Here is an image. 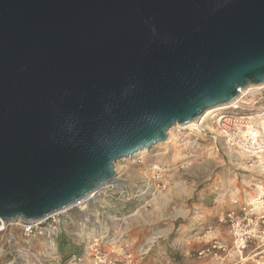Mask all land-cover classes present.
Returning a JSON list of instances; mask_svg holds the SVG:
<instances>
[{"label": "water", "instance_id": "water-1", "mask_svg": "<svg viewBox=\"0 0 264 264\" xmlns=\"http://www.w3.org/2000/svg\"><path fill=\"white\" fill-rule=\"evenodd\" d=\"M261 82L264 0H0V218L75 204Z\"/></svg>", "mask_w": 264, "mask_h": 264}, {"label": "rangeland", "instance_id": "rangeland-1", "mask_svg": "<svg viewBox=\"0 0 264 264\" xmlns=\"http://www.w3.org/2000/svg\"><path fill=\"white\" fill-rule=\"evenodd\" d=\"M256 97L249 96L252 100ZM191 131L188 128L177 134L183 135V140L197 137L194 142L161 143L116 162L115 179L86 208L75 205L65 213L67 231L59 234L58 254H70L73 242L88 236L104 235L106 241L115 235L121 237L119 243L126 245V253L139 264H205L209 256L200 251L213 236L228 243L225 227L218 229L220 211L237 194L243 196L245 191L255 195L258 184L264 185V174L251 166L256 160L238 147L222 148V137L214 142L210 132L195 136L188 133ZM157 164L167 169L159 171L154 168ZM150 172L155 177L161 172L165 186L154 190L155 177L151 178ZM118 176L126 183L122 184ZM160 231L161 235L150 243V236ZM13 235L23 255L16 262H12L14 254L3 255L0 264H22L26 259L28 264H51L46 234L25 237L15 229ZM62 238H66L64 248ZM15 247L7 244L6 251L12 252ZM88 261L82 263L90 264Z\"/></svg>", "mask_w": 264, "mask_h": 264}, {"label": "built area", "instance_id": "built-area-1", "mask_svg": "<svg viewBox=\"0 0 264 264\" xmlns=\"http://www.w3.org/2000/svg\"><path fill=\"white\" fill-rule=\"evenodd\" d=\"M253 94H257V97L253 100L249 99V96ZM253 94H245L247 104L230 103V106L219 110L220 113L218 112L219 114L213 120L214 126L218 129L217 131L212 132L208 128H203L200 130L191 129L192 131L188 133L196 131L198 134L202 132L207 134L210 132V137L213 138L214 142L217 141L218 137H222L225 142L221 146L222 148L238 147L252 159H255L256 164L260 163L262 165L261 174L263 175L264 116L253 119L251 126H242V129L233 127L235 119H244V116L249 114H264V87ZM222 114L223 118L219 123L218 119ZM175 129V132L179 133V128ZM184 129L187 128L181 129L180 132H183ZM220 129L224 131V134H218ZM194 134L197 136L196 133ZM197 139V137H190L193 142ZM249 149L252 151H249ZM154 172L156 173V171ZM152 175L154 178L155 174L152 173ZM154 179V190H159L165 186V182H163L165 178L161 172H157V177ZM109 182L100 186L99 191ZM75 205L81 204L76 202L62 210L31 221L23 220L21 217L9 220L0 219V245L2 248L0 258L10 253L11 255L14 254L12 262H16V258L22 257L23 252L13 235L15 229H20L25 237L46 234L47 244L49 250H51L48 251L51 264H83L84 260H90L88 261L90 264H139L131 253H126V245L119 243L121 237L115 235H112L110 240L106 241L104 235L93 238L88 236L80 242H73L75 246L71 247L70 254L69 252L66 255H62L60 252L58 254V240H61L59 234L67 231L65 213ZM218 223L227 226L230 242L227 243L219 240L217 236H213L207 246L200 251V254L209 256L205 264H264V190L259 189L255 195L245 191L243 196L241 194L235 195L218 215ZM5 234L9 235L5 236ZM64 239L66 240V238ZM64 239L61 243L62 248L66 245ZM7 244H13L16 247L13 248L12 252H7ZM22 264H28L27 259Z\"/></svg>", "mask_w": 264, "mask_h": 264}, {"label": "bare ground", "instance_id": "bare-ground-1", "mask_svg": "<svg viewBox=\"0 0 264 264\" xmlns=\"http://www.w3.org/2000/svg\"><path fill=\"white\" fill-rule=\"evenodd\" d=\"M263 87H264V82H261V83H258V84H249L245 88H241V90H240L241 92L238 94V96L234 100H232L230 102H227V103H223V104L214 106V107H211V108H208L199 117L194 118L192 120H189V121H187L185 123H178V122L175 123L174 125H172L167 130V133H168L167 139L164 142H160V143H157V144L153 145L152 147L154 148L156 146H159V144H161V143H170L173 140L176 141V143H178V144L187 143V141L190 140V138H186V140H183L182 139L183 135L177 134V132H175L176 131L175 128H179V132L182 131L181 129H183V128H187V129L190 128L192 130H200V129H203V128H208L212 132L217 131L218 129L214 126V124L210 123V120L220 113L219 110L224 109L227 106H230L231 105L230 103L237 102V103H241V104H247L248 101L245 100V94H253V93L261 90V88H263ZM252 97H253V95H252ZM249 99H252V98H249ZM260 116H264V114H257V115L249 114L248 116H244V119H235V121L233 122V127L242 129V126H251L253 124V119L258 118ZM222 118H223V114L220 115V119H218L219 123H220V120ZM193 132L198 134V132H195V131H193ZM218 134L222 135V134H224V131H221V129H220L218 131ZM230 144H233V143H230ZM187 147H189V145H187ZM151 148H144V149L138 150V151L130 154L129 156L123 157V158H121L119 160L135 156V155H137V154H139L141 152H144V151H149ZM249 151H252V150L249 149ZM164 153L166 154L167 151H165ZM183 159L184 158H181L179 161H181ZM119 160L117 162H119ZM251 166H254L259 171L261 169H263V167H262V165L260 163H258V164L253 163ZM154 168L159 170V171H164V170L167 169V167H162V166H160L158 164L156 166H154ZM116 170H118V167H117ZM151 172H150V176H151V178H153V175H152ZM118 177L121 178L120 176H118ZM119 180L122 182V184L126 183V179L125 178H121ZM259 187H260V190H264V186H262L261 184H260ZM98 194H99V188H96L93 191H91L89 194H87L85 197L79 199V201L77 203H80L82 205V208H86L89 205L90 201H93V198L95 196H97ZM133 214H135V212L131 213V215H133ZM176 215H174V217H176ZM161 232L162 231H160L159 233H155L154 235L150 236L149 242L152 243L153 241H155V239L158 238L159 235H161ZM0 242H1V240H0ZM1 250H2V248H1V245H0V253H1Z\"/></svg>", "mask_w": 264, "mask_h": 264}, {"label": "crops", "instance_id": "crops-1", "mask_svg": "<svg viewBox=\"0 0 264 264\" xmlns=\"http://www.w3.org/2000/svg\"><path fill=\"white\" fill-rule=\"evenodd\" d=\"M222 211H223V210H222ZM222 211H220V213H221ZM218 224H219V223H218ZM218 226H219L218 229H219V228H222V226H224V227H225L224 230L228 232L227 226H225L224 224H219ZM196 235H198V234H196ZM204 236H205V235H204ZM228 241L230 242V237H229V240H228Z\"/></svg>", "mask_w": 264, "mask_h": 264}]
</instances>
